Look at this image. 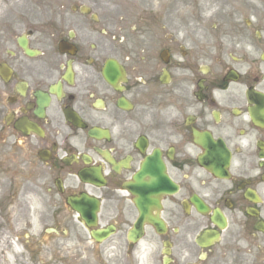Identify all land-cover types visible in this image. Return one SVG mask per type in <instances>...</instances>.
<instances>
[{"label": "flooded vegetation", "instance_id": "1", "mask_svg": "<svg viewBox=\"0 0 264 264\" xmlns=\"http://www.w3.org/2000/svg\"><path fill=\"white\" fill-rule=\"evenodd\" d=\"M12 28L0 126L50 251L75 206L111 232L86 230L97 264H264V0H57Z\"/></svg>", "mask_w": 264, "mask_h": 264}, {"label": "rangeland", "instance_id": "2", "mask_svg": "<svg viewBox=\"0 0 264 264\" xmlns=\"http://www.w3.org/2000/svg\"><path fill=\"white\" fill-rule=\"evenodd\" d=\"M57 0H0V46H4L5 48H11L12 45V23L14 21V17L10 15L11 13H23V12H31V13H38V12H50L51 8L56 6ZM207 27V26H205ZM7 40V42H3V40ZM12 137L7 136V133H4L3 131H0V147L3 148V150H6L9 148H13V154H14V165L13 170H16V175H14L12 178H8L6 174H2L3 169L0 168V229L4 230V232H13L12 227H14L15 223L24 224V222L27 220L29 221V216L31 214V209L28 210L30 200L26 198L28 196L27 194H24V187L26 185L31 186L33 194H38V182H36L32 178L31 170L28 169L27 176H25V180H21V177L19 174L22 172L24 168V164L17 160L15 156V148L12 147L13 143ZM20 158V156H19ZM1 166V165H0ZM29 177L31 178V181H29ZM4 185V186H3ZM10 200H13L12 202ZM15 207V216L12 215V208H8L9 206ZM48 209V208H46ZM26 211H30V215L26 214ZM18 216V219H17ZM14 229H16L14 227ZM81 237L75 238L74 236L68 235L67 239L71 243H77L79 246V243H82L83 241L87 240L86 236H83V229L81 228ZM70 233V232H69ZM25 234L28 236V231H22L18 234L20 243H16L14 238L11 239L12 248L15 249L16 253L20 254L23 253L22 257L19 258L21 262H25L27 264H73V261L68 262L65 260V258H54L51 257L53 255L50 253L49 255L47 253L41 252L42 247L45 246V243L43 245H38V242L36 240H32V237H26ZM4 238V236H3ZM86 242V241H85ZM48 244V241L46 242ZM89 248V247H88ZM92 249H90L92 252L96 248L95 246H91ZM26 249V250H25ZM28 250H31L32 253L28 252ZM78 251L81 250V248H77ZM7 253V251H6ZM84 254L86 255V251H84ZM62 256V254H61ZM90 257V256H89ZM48 258V260H46ZM17 260V262H19ZM91 262L93 260V263H97L96 260V253L93 257H91ZM14 262V261H13ZM16 264V263H14ZM20 264V263H19Z\"/></svg>", "mask_w": 264, "mask_h": 264}, {"label": "bare ground", "instance_id": "3", "mask_svg": "<svg viewBox=\"0 0 264 264\" xmlns=\"http://www.w3.org/2000/svg\"><path fill=\"white\" fill-rule=\"evenodd\" d=\"M7 136L12 137L13 141L15 140L14 135L9 132L7 133ZM14 142L12 143V147L14 146ZM0 168L3 169V173L2 174H6L8 176V178H12L15 175V171L13 170V165H14V154H13V148H11L9 146L8 149L3 150L2 147H0ZM1 175V173H0ZM3 176V175H1ZM4 186V185H3ZM24 194H27L28 196H26V198L28 200H30V204H29V209H31V214L30 215V211H26L25 213L28 214L29 216V221H25L24 224H20V223H15L14 227L16 229H14V227H12V231L13 232H4V230L0 229V264H27V263H23L19 260V258L22 257L23 253L21 252L20 254L16 253L15 249L12 248V243H11V239L15 238L18 236V234L22 231H27L28 229L30 230V232L33 235H38L39 232V224L35 221V214L39 213L35 206L36 204L33 201V192L31 189V186L26 185L24 187ZM1 193V192H0ZM14 206V205H13ZM11 207L12 210V215L13 217L15 216V207ZM10 208V209H11ZM18 219V216H17ZM4 236V238H3ZM44 240H47V237L44 238ZM18 241L20 242V240L18 239ZM59 245L55 247V250L58 253H63V257H66V259L68 261H70L71 259H74V263L75 264H82L77 262L79 255H78V251L75 250V246L74 245H67L69 243L61 242L59 241ZM55 244V243H54ZM70 246V247H69ZM53 248V247H52ZM54 249V248H53ZM49 250V249H47ZM7 251V253H6ZM17 260H19V262H17ZM14 261V262H13Z\"/></svg>", "mask_w": 264, "mask_h": 264}, {"label": "water", "instance_id": "4", "mask_svg": "<svg viewBox=\"0 0 264 264\" xmlns=\"http://www.w3.org/2000/svg\"><path fill=\"white\" fill-rule=\"evenodd\" d=\"M26 53L29 54V55H31V53H30L29 51H27V50H26ZM93 236H94V238H95L97 235L93 234ZM96 239H97V238H96Z\"/></svg>", "mask_w": 264, "mask_h": 264}]
</instances>
